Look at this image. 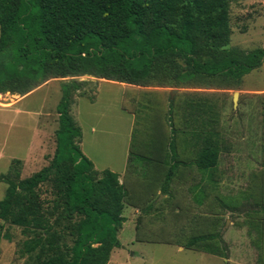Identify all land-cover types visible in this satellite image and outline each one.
Returning a JSON list of instances; mask_svg holds the SVG:
<instances>
[{"label": "rangeland", "instance_id": "obj_1", "mask_svg": "<svg viewBox=\"0 0 264 264\" xmlns=\"http://www.w3.org/2000/svg\"><path fill=\"white\" fill-rule=\"evenodd\" d=\"M230 21V47H264V0H231ZM80 79L89 80L74 95L75 117L84 132L81 148L99 171L123 173L129 192L127 220L118 232L122 245L114 248L109 264H264V65L245 76L238 89ZM64 80L51 78L24 96L0 94V199L9 186L6 178L29 177L52 161ZM254 88L263 92L245 94ZM94 98L92 105L88 99ZM204 134H213L220 147L218 165L207 170L197 163ZM174 161L177 167L166 184ZM38 191L45 206L56 197L51 180ZM0 224V264L41 263L39 248L22 253L32 233L10 220L0 218ZM205 235L217 236L189 245ZM72 244L69 234L60 241L63 250ZM205 245L221 247L220 254L229 258L206 251Z\"/></svg>", "mask_w": 264, "mask_h": 264}, {"label": "trees", "instance_id": "obj_2", "mask_svg": "<svg viewBox=\"0 0 264 264\" xmlns=\"http://www.w3.org/2000/svg\"><path fill=\"white\" fill-rule=\"evenodd\" d=\"M230 2L0 0V94L24 96L51 78L65 79L52 161L29 177L6 178L9 186L0 199V218L32 233L22 253L39 248L40 264H109L122 245L118 232L127 220L129 192L119 172L99 171L81 148L82 128L72 105L89 80L80 77L143 87L192 83L238 89L244 75L264 65V47H230ZM203 140L197 163L207 170L218 165L220 147L213 134ZM170 149L175 159L174 140ZM176 167L174 161L166 184ZM49 180L56 197L45 206L38 189ZM67 234L73 244L63 250L60 241ZM216 236L192 238L189 245ZM205 248L229 258L219 246Z\"/></svg>", "mask_w": 264, "mask_h": 264}, {"label": "crops", "instance_id": "obj_3", "mask_svg": "<svg viewBox=\"0 0 264 264\" xmlns=\"http://www.w3.org/2000/svg\"><path fill=\"white\" fill-rule=\"evenodd\" d=\"M259 69V68H258ZM253 71V70H252ZM251 71V72H252ZM250 72V73H251ZM250 73H248V74H246V75H244V77L243 78H245V76H247V75H249ZM244 80V79H243ZM105 81L106 82H109V83H119V84H122V85H128V84H126V83H123V82H119V81H112V80H106L105 79ZM101 82H103V81H101ZM101 82L98 84V86H97V89H96V92H97V90L99 89V87H100V85H101ZM130 85V84H129ZM261 88H254V89H247L246 90V92H245V94L246 95H254V94H260V93H258V92H263L262 90H260ZM95 92V93H96ZM263 94V93H262ZM97 95V94H96ZM90 102H91V104L92 105H94L95 104V102H96V98H94V101H92V100H90V99H88ZM77 101H75L74 103H73V105H72V114L74 115V117H75V113H74V109H75V107L77 106ZM75 119H76V121L78 122V124L81 126V123L79 122V120L75 117ZM135 122H136V119H132L131 120V127L135 124ZM81 128H82V126H81ZM198 132H199V136H201L200 135V132H201V128H199L198 129ZM202 133V132H201ZM82 134H84V132H83V128H82ZM205 135V134H204ZM210 135V134H209ZM83 136V135H82ZM85 153V152H84ZM88 156V155H87ZM125 156H126V158H127V162L124 160V162L128 165V162H129V157H130V149H127L126 150V153H125ZM127 168V167H126ZM113 170V169H112ZM115 171V170H114ZM117 172V171H116ZM120 173V172H119ZM123 173H120V177H121V175H122Z\"/></svg>", "mask_w": 264, "mask_h": 264}, {"label": "water", "instance_id": "obj_4", "mask_svg": "<svg viewBox=\"0 0 264 264\" xmlns=\"http://www.w3.org/2000/svg\"><path fill=\"white\" fill-rule=\"evenodd\" d=\"M238 97H239V91H235L233 94V101L235 105L238 103Z\"/></svg>", "mask_w": 264, "mask_h": 264}]
</instances>
